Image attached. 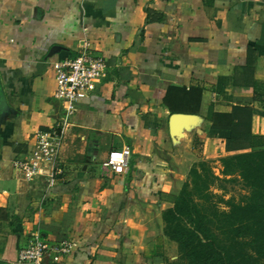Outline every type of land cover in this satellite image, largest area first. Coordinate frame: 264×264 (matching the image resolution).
Returning <instances> with one entry per match:
<instances>
[{"label": "crops", "instance_id": "crops-1", "mask_svg": "<svg viewBox=\"0 0 264 264\" xmlns=\"http://www.w3.org/2000/svg\"><path fill=\"white\" fill-rule=\"evenodd\" d=\"M84 49L106 68L71 118L65 173L27 181L14 160L65 114L54 64ZM0 82V264L36 230L75 243L44 264H174L164 212L194 164L222 177L231 153L214 120L243 108L264 140V0H0ZM126 146L125 172L103 166Z\"/></svg>", "mask_w": 264, "mask_h": 264}, {"label": "trees", "instance_id": "trees-1", "mask_svg": "<svg viewBox=\"0 0 264 264\" xmlns=\"http://www.w3.org/2000/svg\"><path fill=\"white\" fill-rule=\"evenodd\" d=\"M230 115L214 120L229 129L222 157L223 177L237 174L250 189L245 200H226L227 209L214 201L212 186L221 177L207 162L194 164L190 179L164 212L166 234L178 244L174 264H264V140L251 132V120Z\"/></svg>", "mask_w": 264, "mask_h": 264}, {"label": "built area", "instance_id": "built-area-1", "mask_svg": "<svg viewBox=\"0 0 264 264\" xmlns=\"http://www.w3.org/2000/svg\"><path fill=\"white\" fill-rule=\"evenodd\" d=\"M106 61L84 49L79 55L58 61L54 64L55 96L62 101L65 114L52 128L39 132L34 144L25 157L16 159L13 166L25 180L46 178L48 186L57 183L65 173L59 162V153L70 126L80 95L93 91L98 80L104 75ZM131 149L126 146L109 152L103 166L111 172L121 174L130 164ZM74 242L52 244L42 231L36 230L27 244L21 247L17 259L9 264H44L45 257L53 252L55 259L61 253L71 252Z\"/></svg>", "mask_w": 264, "mask_h": 264}, {"label": "rangeland", "instance_id": "rangeland-1", "mask_svg": "<svg viewBox=\"0 0 264 264\" xmlns=\"http://www.w3.org/2000/svg\"><path fill=\"white\" fill-rule=\"evenodd\" d=\"M212 191L215 193L214 201L220 209H227L226 200L242 201L247 198L250 189L244 181L236 174L229 177H221L213 186ZM179 262V260H178ZM178 264V263H177Z\"/></svg>", "mask_w": 264, "mask_h": 264}, {"label": "water", "instance_id": "water-1", "mask_svg": "<svg viewBox=\"0 0 264 264\" xmlns=\"http://www.w3.org/2000/svg\"><path fill=\"white\" fill-rule=\"evenodd\" d=\"M7 102H6V97L4 94V91L2 89V85L0 82V108H4L6 106ZM187 115H174V118H178V117H185Z\"/></svg>", "mask_w": 264, "mask_h": 264}]
</instances>
